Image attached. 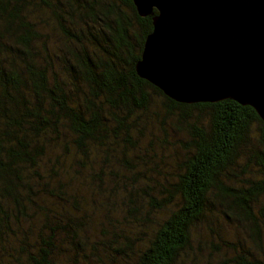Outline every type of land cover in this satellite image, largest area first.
Instances as JSON below:
<instances>
[{
	"label": "trees",
	"instance_id": "obj_1",
	"mask_svg": "<svg viewBox=\"0 0 264 264\" xmlns=\"http://www.w3.org/2000/svg\"><path fill=\"white\" fill-rule=\"evenodd\" d=\"M99 1L81 0L83 5L76 8L75 19L70 18L67 26L61 27L76 50L69 58L73 64L67 58L64 66L79 72L82 85L62 92L59 84L54 89L49 87L48 69L35 57L34 42L41 34L32 29L28 19L33 0H0V255L11 258L10 264H74L83 237L76 217L64 214L66 202L77 204L74 201L82 187L103 193L105 167L112 169L111 154L117 146L133 147L136 139L132 129L140 133L131 117L135 110H146L149 91L163 98L162 108L167 112L179 110L180 119L193 111H205L208 121L205 125H185L188 138L182 145L186 153L180 171L161 187L158 196L146 194L149 207H172L148 242L131 247V238L125 235L129 252L121 244L111 247L106 257L113 261L114 256H121L120 261H114L118 264H175L179 254L190 248L192 227L205 218L215 199L228 207L229 215L225 216L246 222L241 223L243 226L249 223L247 227L260 238L261 233L264 235V204L257 213L253 205L264 197V177L231 183L238 178L235 159L248 139L251 123L259 125L264 146V125L259 116L249 105L230 98L176 101L139 78L134 65L151 31L150 17L155 11L141 18L131 0H119L132 14L130 21L117 4ZM52 12L61 21L69 18L63 9ZM59 127L71 135L65 141H56L60 148L51 159H43L56 147L49 134H59ZM251 158L256 168L264 171V149L253 151ZM96 161L99 165L94 171ZM82 173L87 174L81 178ZM145 186L128 190L134 196L137 190L146 192ZM134 199L126 200L127 204L133 206ZM127 213L133 216L132 210ZM12 218L16 221L15 244L4 238V229ZM103 246L108 247L106 243ZM257 249L258 257L241 253L226 260L231 264H264V246ZM62 255H66L65 260ZM80 256L89 258L84 253ZM98 256L94 254L86 264H104Z\"/></svg>",
	"mask_w": 264,
	"mask_h": 264
},
{
	"label": "rangeland",
	"instance_id": "obj_2",
	"mask_svg": "<svg viewBox=\"0 0 264 264\" xmlns=\"http://www.w3.org/2000/svg\"><path fill=\"white\" fill-rule=\"evenodd\" d=\"M43 1L47 2V5L33 0V4L30 3L28 16L32 22V29L41 34L38 41L34 42V47L37 49L35 57L41 65L48 69L46 76L50 88L54 89L55 84H59L58 88H61L59 91L62 92H69L71 88H81L82 85L77 75L79 72L73 73V68L64 66L67 58L73 64V60L69 58L76 50H74V44L71 45L69 38H65L61 27L65 28L68 24L67 20L70 18L75 19V10L83 3L81 0ZM97 2L100 1L97 0ZM102 3L117 4L119 9L123 10L124 16L130 17V21L133 19L132 14L120 4L119 0H102ZM106 5L101 6L106 9ZM60 9H63L69 18L61 21L52 12L60 11ZM101 40L104 41V36ZM103 45L101 43V46ZM75 74L76 76H74ZM149 95L146 110H135L131 117L133 122L137 123L140 131L137 133L132 129L133 139H136L135 144L128 148L127 146L125 148L117 146V151L109 158V160L111 159L109 167H112L113 170L105 167L106 172L102 181L103 193H95L87 187H82L79 198L74 201L77 204L66 202L68 209L64 210V214L68 217L75 216L76 225L83 232L80 233L83 242L78 246L81 248L79 251L89 258L98 254L97 258L104 264H118L114 261L121 260V256L118 257V255L114 256L113 261L106 257V252L112 249L111 247L122 244L125 247L122 249L127 248L125 252H129V240L124 239L125 235L131 238V247H142L148 242L147 240L158 223L165 218L172 207L167 206L160 210L149 207L146 204V194L158 196L161 187L171 180L172 175L180 171V162L186 153L182 145L188 138V130L185 125L187 123L197 126L205 125L208 121L205 111H193L190 116L183 115L180 119L179 110L169 113L162 108L163 98L158 94H153L152 91H149ZM78 96L81 95L78 94ZM59 130L57 135L49 134L52 142L55 140L56 147L48 150L47 154L42 157L43 159L46 157L51 159L54 156V151L60 148L56 141H65L70 137L71 134L64 127H59ZM259 132V125L256 122L251 123L247 132L248 139L235 159V172L238 178L233 180L235 177L227 176L233 180L231 183L234 185L264 177V171H259L251 160L253 151L264 149ZM124 149L125 152H123ZM96 152L98 154V147ZM115 158H118V161ZM95 165L97 166H93L94 171L98 170L99 162L96 161ZM242 168L244 169L242 170ZM84 174L87 173H82L79 176L83 178ZM145 184L147 185L145 186ZM143 186H145L146 192L137 190L134 196L129 193V188H143ZM137 193L138 196H136ZM133 197L136 198L133 206L130 203L128 205L126 200H131ZM42 199L44 203L45 200L43 197ZM262 204H264V197L254 203L255 213L258 212ZM227 208L222 200H214L210 210L205 211V218L192 227L190 248L179 254L175 264H220L222 261H225L224 264H231L226 258L230 259L241 253L258 257L257 247L264 246V235L260 231V238H256L251 228L247 227V225L250 226L249 223L243 226L241 223L246 224V222L225 216V214L229 215V212L226 211ZM128 210H132L133 216L127 213ZM9 223L8 229H4L6 232H4V238L8 239L9 244H15L13 235L16 231L14 226L16 221L12 218ZM22 226L26 227L27 225L23 223ZM250 235L253 238L250 239ZM1 242L5 243L4 240ZM105 243L107 248L103 246ZM81 253L76 256L74 264H86V260L89 258L81 257ZM70 256V251H68L67 257ZM61 259L65 260L66 255H62ZM11 260L7 256L0 255V264H10Z\"/></svg>",
	"mask_w": 264,
	"mask_h": 264
},
{
	"label": "water",
	"instance_id": "obj_3",
	"mask_svg": "<svg viewBox=\"0 0 264 264\" xmlns=\"http://www.w3.org/2000/svg\"><path fill=\"white\" fill-rule=\"evenodd\" d=\"M150 17L136 75L176 101L230 98L264 125V0H131Z\"/></svg>",
	"mask_w": 264,
	"mask_h": 264
}]
</instances>
